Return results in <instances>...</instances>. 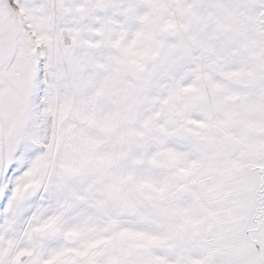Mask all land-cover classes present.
<instances>
[{"label":"snow or ice","instance_id":"6c2138e0","mask_svg":"<svg viewBox=\"0 0 264 264\" xmlns=\"http://www.w3.org/2000/svg\"><path fill=\"white\" fill-rule=\"evenodd\" d=\"M0 264H264V0H0Z\"/></svg>","mask_w":264,"mask_h":264}]
</instances>
